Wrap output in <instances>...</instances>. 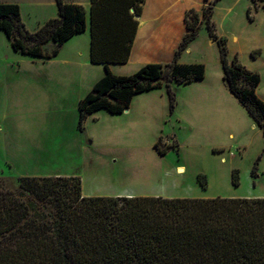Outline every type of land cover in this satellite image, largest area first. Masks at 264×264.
<instances>
[{
    "label": "trees",
    "instance_id": "1",
    "mask_svg": "<svg viewBox=\"0 0 264 264\" xmlns=\"http://www.w3.org/2000/svg\"><path fill=\"white\" fill-rule=\"evenodd\" d=\"M59 16L35 31L27 29L17 3L0 2V30L15 51L34 58L58 55L73 35L86 31V8L56 0ZM145 0H91L92 63L106 74L79 100L80 128L98 110L125 112L134 95L166 86L170 111L177 105L173 82L204 79V63H182L205 20L220 49L224 79L264 135V99L257 88L261 75L236 54L229 64L227 39L213 20L214 5L203 16L190 9L187 32L169 63H148L129 75L112 72L109 63L130 59L141 3ZM131 8L134 11H131ZM250 10V9H249ZM53 41L56 47L47 52ZM256 50L252 51L254 55ZM154 145L166 155L177 144ZM257 176V167L251 171ZM200 183L207 186L205 174ZM239 185V170L232 173ZM17 190L0 177V264H264V197L86 196L80 176H20Z\"/></svg>",
    "mask_w": 264,
    "mask_h": 264
},
{
    "label": "rangeland",
    "instance_id": "2",
    "mask_svg": "<svg viewBox=\"0 0 264 264\" xmlns=\"http://www.w3.org/2000/svg\"><path fill=\"white\" fill-rule=\"evenodd\" d=\"M210 1L214 0H182L180 10L194 3L203 16ZM0 2L19 4L30 31L45 21L46 0ZM213 20L218 34L227 39L229 64L237 54L243 65L260 73L257 93L264 99V0H218ZM55 47L49 41L45 50ZM67 52L34 58L15 51L0 30V177L7 187L17 190L20 176L73 175L81 177L86 196H152L166 189L193 197H264V135L230 92L219 46L210 38L205 20L183 59L204 63L208 84L217 86L210 94L225 96L220 105L214 104L219 111L213 104L204 110L221 112L215 117L221 122L218 128L182 127L169 121L171 111L163 121L160 109L148 120L149 126L129 123V114L100 110L85 119L81 129L78 104L94 85L93 73L83 67L84 55ZM173 84L184 96L208 95L203 88L195 92L193 87L185 90L187 86ZM152 94L167 97L166 89ZM156 136V142L163 138L162 146L177 147L161 155L154 151L156 142L150 144ZM254 166L257 176L252 178ZM234 169L239 170L237 186L232 181ZM199 174L206 175V187Z\"/></svg>",
    "mask_w": 264,
    "mask_h": 264
},
{
    "label": "crops",
    "instance_id": "3",
    "mask_svg": "<svg viewBox=\"0 0 264 264\" xmlns=\"http://www.w3.org/2000/svg\"><path fill=\"white\" fill-rule=\"evenodd\" d=\"M47 1V14L44 17V20L47 21L50 18L59 16V9L56 0H46ZM67 3H77L82 4L86 8V17H87V29L84 32L77 33L68 39L60 48L59 53L67 52L73 55L85 56L86 61L82 63L83 67L90 70L93 73V79L91 84H95L100 78L106 74V66L102 63H92L90 59L91 54V0H65ZM180 2L182 0H145L141 3L142 12L141 15L135 16V19L138 20L137 31L132 46V51L130 59L127 63H109L108 66L112 72L115 74H130L136 72L139 68L148 63H169L174 59L175 53L178 49V46L187 32L186 24V14L190 9H194L195 4L191 3L188 7H182L180 10ZM133 12L134 9L131 8ZM44 21V22H45ZM43 22V23H44ZM191 50V44L186 51L181 55L179 61L184 62V55H186ZM207 78L195 80L189 83H176V86H187L184 88L187 90L192 88L195 89V92L199 88L205 89L208 92L207 94H191L184 96L181 94L182 89H174V91L179 93L177 98V105L174 110V113L169 120L170 122L175 121L179 122L182 127L190 126L193 130H196L197 127L201 128H216L219 127V124L216 123L215 117L221 116V112L210 113L212 108H216L218 111L224 95L221 94H210L211 91L216 90L217 87L214 84L209 85ZM172 83V85H174ZM195 85H199L196 88ZM219 85V84H218ZM157 89H166V86L163 88H155L150 91H145L134 95L130 108H128L125 114L132 115L129 119V123L144 124L145 126L151 125L148 124V120L155 116L157 112L161 109L163 111L162 120L166 121L168 115L170 117V100L167 92V97L162 94L155 95L152 94L154 90ZM220 91V89H219ZM143 95V96H142ZM142 96L141 98H138ZM213 104V107L209 112H205V109H209ZM217 104V105H214ZM104 110V109H102ZM100 111V110H98ZM96 111V112H98ZM106 111V110H105ZM94 112L93 114H95ZM91 114V115H93ZM122 114V113H119ZM90 116V115H89ZM88 116V117H89ZM87 117V118H88ZM86 118V119H87ZM147 124V125H146ZM162 123H159L161 126ZM158 136L154 137L150 144H154ZM154 146V145H153ZM151 145V147H153ZM154 151H157L156 149ZM121 195V194H119ZM127 196H136L135 194H125ZM150 195L154 196H164V197H193L192 195L181 194L173 195L168 193V190L161 191V193H151Z\"/></svg>",
    "mask_w": 264,
    "mask_h": 264
}]
</instances>
